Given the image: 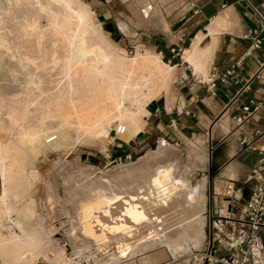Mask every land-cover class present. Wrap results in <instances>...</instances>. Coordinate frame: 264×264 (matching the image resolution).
Masks as SVG:
<instances>
[{"label": "bare ground", "instance_id": "obj_1", "mask_svg": "<svg viewBox=\"0 0 264 264\" xmlns=\"http://www.w3.org/2000/svg\"><path fill=\"white\" fill-rule=\"evenodd\" d=\"M94 17L83 0H0V81L12 86L0 85L7 135L0 138V263L81 264L67 256L70 247L87 264H204L208 177L200 147L160 140L108 169L67 155L70 144L104 140L113 127L124 128V140L136 136L146 105L172 75L156 53H120ZM224 25L219 17L213 30ZM56 154L42 207L50 228L65 220L61 235L43 216L35 221L30 194L39 177L32 165ZM217 199L224 213L228 199Z\"/></svg>", "mask_w": 264, "mask_h": 264}, {"label": "crops", "instance_id": "obj_2", "mask_svg": "<svg viewBox=\"0 0 264 264\" xmlns=\"http://www.w3.org/2000/svg\"><path fill=\"white\" fill-rule=\"evenodd\" d=\"M134 2L124 20L100 13L107 37L119 50L130 46L158 54L172 75L146 105L144 128L131 139V151L149 150L152 141L165 140L180 149L191 143L207 154L208 190L216 200L233 184L237 197L246 201L254 187L248 176L264 146V134L256 133L264 129V112L247 117L242 126L237 117L249 99L264 102V40L261 48L250 49L253 40L246 38L254 28L262 29L264 38V0ZM219 17L225 25L214 31ZM230 69L234 78L217 79ZM260 235L264 240V229Z\"/></svg>", "mask_w": 264, "mask_h": 264}, {"label": "built area", "instance_id": "obj_3", "mask_svg": "<svg viewBox=\"0 0 264 264\" xmlns=\"http://www.w3.org/2000/svg\"><path fill=\"white\" fill-rule=\"evenodd\" d=\"M262 23L264 25V17ZM249 37L253 40L250 49L262 47V29L250 30L246 35ZM234 76L235 71L230 69L217 79L228 82ZM217 79L211 81L212 86L216 85ZM241 109L243 114L237 117L238 126H242L247 117L264 112V102L251 98ZM119 132L123 133L124 128L116 129V134ZM256 133L262 135L264 129ZM247 142L244 137L242 143ZM258 153L259 159L248 176V181L254 182L249 199L238 198L233 184L228 185L224 193L228 199L225 212L215 210L211 216L210 250L205 255V264H264V240L260 235L264 229V146L258 149Z\"/></svg>", "mask_w": 264, "mask_h": 264}, {"label": "rangeland", "instance_id": "obj_4", "mask_svg": "<svg viewBox=\"0 0 264 264\" xmlns=\"http://www.w3.org/2000/svg\"><path fill=\"white\" fill-rule=\"evenodd\" d=\"M85 3H87L90 8L93 10L95 17L94 19L98 24L102 27V33L103 35L111 42V40L107 37L110 35L106 33V28L103 26L100 22L101 17L99 16L100 13H103L106 17H114L117 20H124L125 16L130 13L131 7H133L135 4L134 0H83ZM127 13V14H126ZM113 44V43H112ZM114 45V44H113ZM115 46V45H114ZM116 47V46H115ZM139 47L133 48V47H125L126 52L119 50L120 53L127 55V56H133L135 55L139 50ZM140 49V48H139ZM138 50V51H137ZM3 74V71H0V75ZM19 79L24 78L23 75L18 74ZM7 76V75H6ZM4 83L2 85V83ZM9 82V79H3L0 81L1 88H6V91H10L11 85L9 86V82L7 85L5 84ZM3 86V87H2ZM8 86V87H7ZM9 88V89H8ZM8 89V90H7ZM147 113V112H146ZM143 114V119L145 114ZM2 135V136H1ZM123 135L116 134V128L113 127L110 130L108 138L96 141L94 143L89 142H81L76 144H70V148L67 151V155H73L78 156L83 161L89 162L93 165H96L102 169H108L112 167L113 165L120 163V162H127L130 163V161H135L138 159V157H141L146 153L148 150H144L143 148L137 147L134 151L132 150V138H129L128 140H124L122 138ZM7 135L5 133H0V138L6 139ZM155 142V141H154ZM153 141L151 142V148H154L157 146ZM58 155H52L50 159L47 161H39V164H33L32 170L36 171L39 174L38 179H35L32 182V186L30 188V194L36 204V222L40 217L43 216L44 218V224L45 227L49 230H52L54 233L61 235L62 229H68L67 223H65L64 219H59L54 226L50 228L51 221L46 216V213L42 207L43 203V179H47L50 177V174L52 173V170L54 168L53 165H55L54 162H56ZM92 161V162H91ZM54 163V164H53ZM49 165V166H48ZM42 176V177H41ZM44 176V177H43ZM208 177V176H207ZM40 180V181H39ZM38 182V183H37ZM36 186V187H35ZM1 188V185H0ZM216 196L214 193H210L208 190V211H207V222L205 226L206 231V243L205 247L202 250V255L208 254L210 250V232H209V226L211 221V216L213 212L215 211V204L218 201L216 200ZM43 209V210H42ZM224 210V209H223ZM46 216V217H45ZM50 224V225H49ZM61 231V232H60ZM56 238V237H55ZM58 239V238H56ZM75 244H77L75 242ZM66 254L68 257L72 259V261L80 262L81 264H87V260L81 259L76 257L72 249L69 247L66 250ZM77 258V259H76ZM205 258V256H204ZM205 261V259H204ZM1 264V263H0ZM35 264H52L51 262H48L44 260L43 258H40ZM162 264V263H160ZM164 264V263H163ZM205 264V263H204Z\"/></svg>", "mask_w": 264, "mask_h": 264}, {"label": "snow or ice", "instance_id": "obj_5", "mask_svg": "<svg viewBox=\"0 0 264 264\" xmlns=\"http://www.w3.org/2000/svg\"><path fill=\"white\" fill-rule=\"evenodd\" d=\"M162 175H167V173H162Z\"/></svg>", "mask_w": 264, "mask_h": 264}]
</instances>
